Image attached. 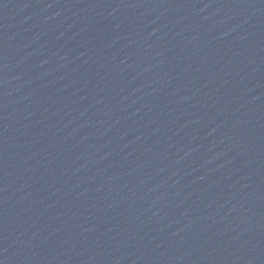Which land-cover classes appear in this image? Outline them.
Here are the masks:
<instances>
[{
	"label": "water",
	"instance_id": "obj_1",
	"mask_svg": "<svg viewBox=\"0 0 264 264\" xmlns=\"http://www.w3.org/2000/svg\"><path fill=\"white\" fill-rule=\"evenodd\" d=\"M0 264H264V0H0Z\"/></svg>",
	"mask_w": 264,
	"mask_h": 264
}]
</instances>
